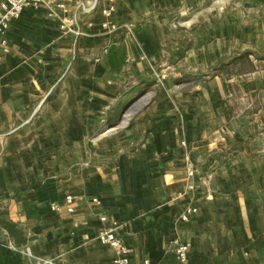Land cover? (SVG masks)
<instances>
[{"label": "crops", "instance_id": "1", "mask_svg": "<svg viewBox=\"0 0 264 264\" xmlns=\"http://www.w3.org/2000/svg\"><path fill=\"white\" fill-rule=\"evenodd\" d=\"M188 2L114 0L116 37L101 27L110 0L72 6L81 36L42 8L10 25L0 264H109L116 252L97 240L101 217L120 226L129 264H177V239L190 245L189 264H264V88L215 77L176 107V8ZM154 68L169 71L151 86L154 102L122 121L134 100L126 93ZM67 196L73 213L52 210ZM187 208L197 212L184 222Z\"/></svg>", "mask_w": 264, "mask_h": 264}, {"label": "rangeland", "instance_id": "2", "mask_svg": "<svg viewBox=\"0 0 264 264\" xmlns=\"http://www.w3.org/2000/svg\"><path fill=\"white\" fill-rule=\"evenodd\" d=\"M188 1L189 8H176V107L189 92L202 95L215 77L234 79V85L236 78L254 79L258 89L264 88V0ZM244 53H251L249 62H236ZM168 74L154 68L151 82L131 90L134 100L122 121L131 123L154 102L156 88L151 86Z\"/></svg>", "mask_w": 264, "mask_h": 264}, {"label": "built area", "instance_id": "3", "mask_svg": "<svg viewBox=\"0 0 264 264\" xmlns=\"http://www.w3.org/2000/svg\"><path fill=\"white\" fill-rule=\"evenodd\" d=\"M77 5L82 8L83 4H78V0H2L0 1V52H8L7 32L10 25L18 20L22 14L28 9H44L47 16L51 19H56L60 22V30L63 34H75L81 36L82 32L78 28V19L72 15V6ZM84 8V7H83ZM114 0H110V6L103 11L106 17L101 27L109 33L110 36L116 37L122 32V28L110 21V18L115 13ZM107 53V50H105ZM188 178L190 182L187 186V191L195 189L192 179L196 172L192 168H188ZM93 204L98 205L99 201L94 199ZM74 198L67 196L64 200V205L53 204L52 210L60 211L64 206L69 213L74 212ZM195 208H187L181 215V220L187 222L195 215ZM103 227L100 230L97 240L104 246H108L115 250L116 257L109 264H129L130 250L126 247L123 240L119 236L120 226L116 222H109L107 217H101ZM170 248L173 250L177 264H189L190 245L180 240L170 242ZM25 254L31 256V250L27 248ZM35 264H54L51 260L38 259ZM147 264V263H146Z\"/></svg>", "mask_w": 264, "mask_h": 264}, {"label": "trees", "instance_id": "4", "mask_svg": "<svg viewBox=\"0 0 264 264\" xmlns=\"http://www.w3.org/2000/svg\"><path fill=\"white\" fill-rule=\"evenodd\" d=\"M251 55V53H244L242 55H240L239 58H237L235 61L236 62H249V56ZM132 91L127 92V95H132Z\"/></svg>", "mask_w": 264, "mask_h": 264}, {"label": "water", "instance_id": "5", "mask_svg": "<svg viewBox=\"0 0 264 264\" xmlns=\"http://www.w3.org/2000/svg\"><path fill=\"white\" fill-rule=\"evenodd\" d=\"M114 47V46H113Z\"/></svg>", "mask_w": 264, "mask_h": 264}]
</instances>
